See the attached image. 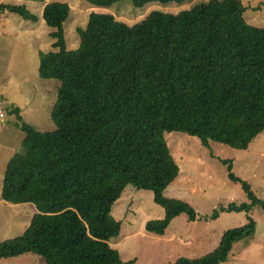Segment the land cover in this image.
<instances>
[{
  "label": "trees",
  "instance_id": "obj_1",
  "mask_svg": "<svg viewBox=\"0 0 264 264\" xmlns=\"http://www.w3.org/2000/svg\"><path fill=\"white\" fill-rule=\"evenodd\" d=\"M87 1L109 8L125 0ZM130 1L141 8L190 0ZM0 11L37 21L22 5L0 4ZM244 11L240 0H209L178 14L155 11L135 25L93 12L88 27L79 29L80 47L71 50L64 30L71 6L42 8L53 49L39 54L38 75L60 82L56 129L19 125L24 138L7 162L1 198L32 203L36 212L22 234L0 242V257L31 252L44 264H133L110 243L121 231L111 210L129 185L150 190L164 209L163 218L146 223L149 232L162 235L181 213L196 219L188 203L163 196L180 174L163 133L241 149L264 130V28L247 24ZM9 112L20 123V109ZM225 162L248 203L221 209L264 210V201L231 172V160ZM254 230L248 218L226 230L213 251L175 264L224 263L233 244Z\"/></svg>",
  "mask_w": 264,
  "mask_h": 264
},
{
  "label": "rangeland",
  "instance_id": "obj_2",
  "mask_svg": "<svg viewBox=\"0 0 264 264\" xmlns=\"http://www.w3.org/2000/svg\"><path fill=\"white\" fill-rule=\"evenodd\" d=\"M208 1L152 2L141 8L130 0L109 8L96 7L87 0L0 1V4L22 5L37 18L33 21L16 12L0 11V110L4 113L0 118V242L22 234L36 212L32 203L14 204L1 198L7 162L20 150L24 138L19 125H28L40 132L56 129L52 112L60 82L41 79L38 75L39 54L53 49L51 29L41 18L42 7L48 3L71 6V17L64 24V30L67 48L73 50L80 47L79 29L88 27L93 12L112 14L128 25H135L155 11L178 14ZM240 1L245 9V22L264 28V0ZM14 106L20 109V123L9 112ZM163 136L180 168L179 176L167 186L163 196L188 203L197 217L191 220L186 213H181L172 219L162 235L151 233L146 223L163 218L164 209L153 201L150 190L127 186L111 210V215L121 223L120 234L110 239L120 257L124 262L134 260L133 264H175L180 257H201L217 247L226 230L244 225L252 218L253 235L235 242L228 259L221 264H264V210L260 206L248 213L221 209L228 203H248L241 185L229 179L225 160H231V172L249 184L258 200L264 201V130L241 149L211 139L205 142L199 136L180 131H165ZM44 262L43 257L31 252L0 257V264Z\"/></svg>",
  "mask_w": 264,
  "mask_h": 264
},
{
  "label": "built area",
  "instance_id": "obj_3",
  "mask_svg": "<svg viewBox=\"0 0 264 264\" xmlns=\"http://www.w3.org/2000/svg\"><path fill=\"white\" fill-rule=\"evenodd\" d=\"M4 117V114L3 112L0 110V118H3Z\"/></svg>",
  "mask_w": 264,
  "mask_h": 264
},
{
  "label": "crops",
  "instance_id": "obj_4",
  "mask_svg": "<svg viewBox=\"0 0 264 264\" xmlns=\"http://www.w3.org/2000/svg\"><path fill=\"white\" fill-rule=\"evenodd\" d=\"M44 5H45V4H44ZM44 5H43V6H44ZM42 8H43V7H42Z\"/></svg>",
  "mask_w": 264,
  "mask_h": 264
}]
</instances>
